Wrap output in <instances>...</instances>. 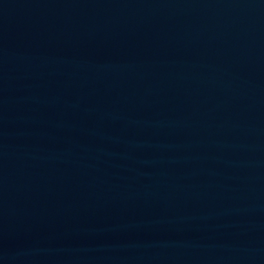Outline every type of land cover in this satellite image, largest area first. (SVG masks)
<instances>
[{
    "label": "water",
    "instance_id": "obj_1",
    "mask_svg": "<svg viewBox=\"0 0 264 264\" xmlns=\"http://www.w3.org/2000/svg\"><path fill=\"white\" fill-rule=\"evenodd\" d=\"M0 264H264V0H0Z\"/></svg>",
    "mask_w": 264,
    "mask_h": 264
}]
</instances>
